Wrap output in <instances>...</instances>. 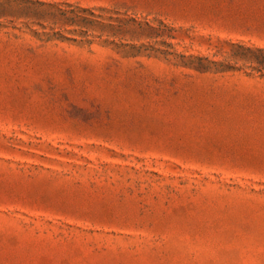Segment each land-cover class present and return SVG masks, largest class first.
Returning a JSON list of instances; mask_svg holds the SVG:
<instances>
[{
	"label": "rangeland",
	"instance_id": "rangeland-1",
	"mask_svg": "<svg viewBox=\"0 0 264 264\" xmlns=\"http://www.w3.org/2000/svg\"><path fill=\"white\" fill-rule=\"evenodd\" d=\"M0 264H264V0H0Z\"/></svg>",
	"mask_w": 264,
	"mask_h": 264
}]
</instances>
